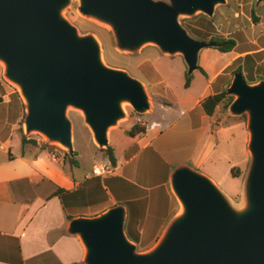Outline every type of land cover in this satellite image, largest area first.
<instances>
[{
  "label": "water",
  "instance_id": "1",
  "mask_svg": "<svg viewBox=\"0 0 264 264\" xmlns=\"http://www.w3.org/2000/svg\"><path fill=\"white\" fill-rule=\"evenodd\" d=\"M72 0H0L3 77L23 101L25 135L42 136L74 156L69 108L77 110L92 141L109 147L108 132L125 118L123 104L151 110L144 84L106 66L93 35H79L62 15ZM226 0H78V12L107 26L115 48L136 53L152 45L180 55L186 75L198 70L200 52L216 43L192 38L180 17L214 16ZM264 5L255 0L254 7ZM232 117L246 115L249 162L242 203L235 206L208 176L176 166L169 187L179 205L154 245L137 252L125 232L126 209L72 218L66 233L78 238L83 264H264V80L249 84L235 72L225 91Z\"/></svg>",
  "mask_w": 264,
  "mask_h": 264
},
{
  "label": "crops",
  "instance_id": "2",
  "mask_svg": "<svg viewBox=\"0 0 264 264\" xmlns=\"http://www.w3.org/2000/svg\"><path fill=\"white\" fill-rule=\"evenodd\" d=\"M256 18V23L248 19L244 29L235 24L233 33H219L237 36L232 51L200 52L201 93L190 104V98H174L173 108L185 103L187 108L170 122L155 121L143 135L125 136L118 150L112 148L116 165L110 174L93 175L92 168L98 166L94 163L90 172L75 175L78 165L66 170L45 151L25 150L13 124L7 131L5 123L0 130V264H83L78 238L66 233L68 222L118 204L126 209L130 241L148 247L176 214L178 204L169 187L176 166L187 164L212 181L234 167L246 170L244 124L216 125L200 102L226 91L238 70L249 84L264 80V12Z\"/></svg>",
  "mask_w": 264,
  "mask_h": 264
},
{
  "label": "rangeland",
  "instance_id": "3",
  "mask_svg": "<svg viewBox=\"0 0 264 264\" xmlns=\"http://www.w3.org/2000/svg\"><path fill=\"white\" fill-rule=\"evenodd\" d=\"M254 3L255 0H226L224 5L216 8L212 18L197 14L191 18L180 17L179 22L192 38L204 41L202 40L203 36L209 30L210 33L212 32V36H222L219 33H233L235 24H240L242 29H244L249 23L248 19H250L251 14L256 17L264 12V5L255 8ZM62 15L77 29L79 35H93L96 38L101 46L102 61L106 66L124 70L130 76L140 80L144 84L150 98L151 110L143 115L135 113L129 105H122L126 115L123 120L119 121L117 126L110 128L108 132L109 147H114L118 150V146L126 139L125 136H128L127 131L133 126L146 128L152 122L163 119L164 123H167L178 116L181 109L185 110L187 105L186 103L182 104L180 109L173 108L171 102L174 98L183 100L190 98L187 101V104H190L201 93L204 80L198 71L192 74L190 87L188 89L184 88L186 66L180 55L169 56L161 54L152 45H146L140 51L132 54L118 51L114 46L112 32L107 26L79 14L78 0H72L71 4L62 12ZM254 31V36H256L259 33V29L256 28ZM236 37H233V39L236 40ZM161 90L168 92L165 94ZM0 97L6 102L5 104H2L3 101L0 102V130L5 128V123L7 131L13 124L14 132L19 136L20 140L22 137H26L36 142V145L26 144L25 150L45 151L48 155L57 159L58 163L62 164L67 170V159L63 158L67 152L63 148L57 144L47 143L38 134L25 135L23 128L25 117L23 101L18 89L4 79L1 63ZM224 104H220L216 109L212 118L214 123L228 126L241 122L246 127V115L232 117L228 114V106L225 108ZM67 116L72 124V144L77 154L75 160L78 162V168L74 169V174L79 176L90 172L94 163L98 165L104 163L106 156L93 143L88 129L83 124L81 114L77 110L69 108ZM5 119H7V122ZM12 150L17 152L15 148ZM234 168L236 171L235 177L230 175V171H225L224 177H219L214 181L233 205L240 206L246 170H241L238 167ZM179 209V205H177L174 213L179 212ZM133 243L136 245L137 252L146 251L154 245L152 243L147 247L139 242Z\"/></svg>",
  "mask_w": 264,
  "mask_h": 264
},
{
  "label": "trees",
  "instance_id": "4",
  "mask_svg": "<svg viewBox=\"0 0 264 264\" xmlns=\"http://www.w3.org/2000/svg\"><path fill=\"white\" fill-rule=\"evenodd\" d=\"M250 19L252 23L257 22V18L253 14H251ZM211 33H210V30L209 32L208 31L205 32V35L203 36L204 38L202 40L215 42L216 47L214 49L218 50L219 52H223V53L230 52L235 47V41L233 39L225 38L222 36H212ZM198 71H200L204 75V72L202 71L200 67L198 68ZM191 79H192V75L191 76L185 75L184 88H188L190 86ZM232 100L233 98L230 96L227 97L225 94V91H223L222 93L215 94V95H209L205 97L200 102V106L202 107L204 113L208 117L213 118L216 112V109L218 108L220 104L225 103L224 107L227 108L228 104L231 103ZM1 101L2 99L0 97V102ZM144 133H145V128H138L137 126H133L129 131H127V135L129 137H135L136 135H143ZM21 144L22 145H26V144L36 145V142L34 140L27 139L26 137H22ZM102 152L105 154L106 158L112 164V166L115 167L116 161H115L113 149L111 147H108L107 149L102 150ZM76 155L77 154L75 152L74 156L70 158L67 154H64L63 158L67 159V163L70 167H77L78 164H77V161L75 160ZM234 169L235 168H231L230 170V175L232 177H235L236 171Z\"/></svg>",
  "mask_w": 264,
  "mask_h": 264
},
{
  "label": "built area",
  "instance_id": "5",
  "mask_svg": "<svg viewBox=\"0 0 264 264\" xmlns=\"http://www.w3.org/2000/svg\"><path fill=\"white\" fill-rule=\"evenodd\" d=\"M113 170L112 165L109 162L101 163L100 165L92 168V174L96 176H103L110 174Z\"/></svg>",
  "mask_w": 264,
  "mask_h": 264
},
{
  "label": "bare ground",
  "instance_id": "6",
  "mask_svg": "<svg viewBox=\"0 0 264 264\" xmlns=\"http://www.w3.org/2000/svg\"><path fill=\"white\" fill-rule=\"evenodd\" d=\"M126 105V104H125ZM123 107V106H122Z\"/></svg>",
  "mask_w": 264,
  "mask_h": 264
}]
</instances>
